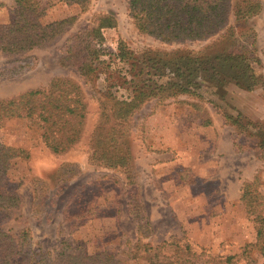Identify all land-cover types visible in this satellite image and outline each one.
<instances>
[{
    "label": "rangeland",
    "instance_id": "374dc122",
    "mask_svg": "<svg viewBox=\"0 0 264 264\" xmlns=\"http://www.w3.org/2000/svg\"><path fill=\"white\" fill-rule=\"evenodd\" d=\"M52 1L43 22L72 16L75 22L29 52L35 59L30 69L0 75V98L45 87L55 76L71 77L81 85L87 104L84 132L70 150L53 154L24 117L0 121V142L30 154L13 161L9 170L7 189L19 195L20 204L8 214L0 213V229L14 237L27 229L23 252L40 264H264L263 253L252 245L254 224L239 200L243 182L254 176L264 194V154L234 147V142H251L248 135L255 128L264 129V82L246 90L229 81L213 91L206 77L199 80V97L179 95L142 104L120 127L129 158L118 165L101 164L89 158L88 144L93 129L104 121L107 92L124 98L123 83L133 72L145 68V73L147 65L153 73L144 57L147 52L200 51L216 37L163 42L140 33L128 16V0H92L85 12ZM12 3L0 0V23L9 21ZM97 12L114 16L117 25L103 31L101 43L91 45L105 53L90 82L76 70L74 57L84 54L82 45L75 48L76 56L65 49ZM243 25L257 33L260 63L255 72L264 78V9ZM120 42L133 58H115ZM4 61L0 56V68ZM167 70L159 73V81L171 78ZM223 114L239 116L246 133H239ZM171 240L181 246L188 242L194 256L177 258L174 244L158 248ZM246 244L251 245L243 252ZM228 256L232 261H225Z\"/></svg>",
    "mask_w": 264,
    "mask_h": 264
},
{
    "label": "trees",
    "instance_id": "16d2710c",
    "mask_svg": "<svg viewBox=\"0 0 264 264\" xmlns=\"http://www.w3.org/2000/svg\"><path fill=\"white\" fill-rule=\"evenodd\" d=\"M10 19L0 23V56L5 58L0 68L1 76H16L33 66V49L44 47L63 34L76 20L67 17L43 22L42 18L54 4L52 0H12ZM67 6H76L80 12L89 9L92 0H58ZM263 10L262 0H128L127 11L138 32L153 36L163 42L201 41L216 37L203 50H175L172 52H147L145 58L155 71L144 73L145 68L123 84L127 96L119 98L111 90L107 92L103 110L104 121L99 122L89 140V158L106 165H118L129 158L125 145V132L120 129L133 113L150 100L164 102L179 95L199 97L200 79L210 78L211 89L216 85L232 81L237 86L250 90L260 82L262 75L255 72L260 63L256 56V31L243 24ZM117 25L114 16L97 12L92 23L81 36H72L66 46V53L76 56L75 48L82 45L84 54L74 57L78 60L76 70L85 80L93 82L97 64L105 51L91 46L101 43L103 31ZM115 58L125 61L133 58L129 49L120 42ZM127 51H129L127 53ZM144 62L146 64V60ZM168 69L171 78L161 82L159 73ZM140 75H145L140 76ZM159 78H161L159 76ZM216 93V92H215ZM217 94V93H216ZM86 101L81 85L73 78L55 76L45 87L28 89L11 97L0 98V121L22 116L28 126L37 130L41 142L53 154H63L81 139L86 123ZM226 122L245 134L247 128L238 117L223 114ZM109 123V125H108ZM251 142H234L236 151L254 150L264 154V129L255 128L249 133ZM29 151L0 142V213H10L18 208L20 197L7 189L9 170L15 160L29 157ZM110 161V162H108ZM260 181L254 176L244 181L241 187L240 202L254 224L255 243L264 255V194L259 190ZM29 232L20 230L16 237L0 229V264H40V259L26 256L23 249ZM179 240L163 241L159 249L174 244L176 256H194L188 242L182 246ZM251 244L243 247V252ZM28 253V252H26ZM27 259H26V258ZM233 256L225 258L232 261ZM216 264H221L220 261Z\"/></svg>",
    "mask_w": 264,
    "mask_h": 264
},
{
    "label": "crops",
    "instance_id": "0c3cea01",
    "mask_svg": "<svg viewBox=\"0 0 264 264\" xmlns=\"http://www.w3.org/2000/svg\"><path fill=\"white\" fill-rule=\"evenodd\" d=\"M263 9H264V6H263ZM247 90V89H246ZM249 181V180H248ZM240 193H241V191H240ZM240 198V197H239Z\"/></svg>",
    "mask_w": 264,
    "mask_h": 264
}]
</instances>
